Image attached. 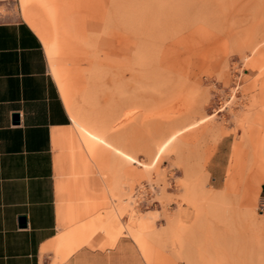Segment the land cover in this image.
<instances>
[{"label": "rangeland", "instance_id": "1", "mask_svg": "<svg viewBox=\"0 0 264 264\" xmlns=\"http://www.w3.org/2000/svg\"><path fill=\"white\" fill-rule=\"evenodd\" d=\"M26 3L47 29L49 70L76 120L107 131L139 159L108 158L125 200L121 221L97 226L122 234L91 236L88 264H264L253 153L264 136V0ZM13 6L22 16L20 0ZM203 119L156 161L172 134ZM74 150L81 169L83 149ZM70 165L69 155L60 171L57 162L58 235L74 226ZM79 175L75 225L92 214L85 204L106 206L111 193L95 173ZM49 249L50 264H68Z\"/></svg>", "mask_w": 264, "mask_h": 264}, {"label": "crops", "instance_id": "2", "mask_svg": "<svg viewBox=\"0 0 264 264\" xmlns=\"http://www.w3.org/2000/svg\"><path fill=\"white\" fill-rule=\"evenodd\" d=\"M14 1L0 0V264H50L46 257L51 246L68 264H88L94 254L84 244L91 236L100 230L115 240L122 234L97 226L98 222L121 221L116 219L115 207L121 209L125 200L115 175L110 174L108 158L117 159L119 164L132 162L114 154L76 125L74 120L78 118L61 94L57 71L54 78L49 70L47 55L51 58L52 47L45 34L47 29L32 16L26 0H20L22 16L15 12ZM34 22L42 27L48 45ZM93 127L135 156L107 131ZM76 146L83 149L81 169L76 164ZM256 147L254 162L261 177L258 196L264 209V136ZM237 151L235 147V159ZM68 155L72 179L67 188L74 226L58 235L56 170L57 162L59 171L64 168ZM235 168L236 163L230 169ZM98 171L111 180L110 202L106 206L99 202L85 204L86 213L92 214L86 222L75 225L79 216L75 206L80 192L75 188L79 174L93 172L98 177ZM102 206L104 211L100 210ZM21 216L25 218L23 223L19 221Z\"/></svg>", "mask_w": 264, "mask_h": 264}, {"label": "bare ground", "instance_id": "3", "mask_svg": "<svg viewBox=\"0 0 264 264\" xmlns=\"http://www.w3.org/2000/svg\"><path fill=\"white\" fill-rule=\"evenodd\" d=\"M205 119L203 120H198L194 123H192L191 125L184 127L182 129H180L179 131L175 132L174 134H172L160 147L159 150L157 152L156 155V161L158 160V158L161 156V154L165 151V149L170 145V143H172L174 141V139L176 137H178L180 134H182L183 132H185L186 130H189L193 127H196L197 125H199L201 122H203ZM74 122L76 123V125L79 127V129L81 131H83L84 133L88 134L89 136L93 137L95 140H97L98 142L104 144L108 149H111L115 154H118L119 156L124 157L126 160H128L129 162H138V160L131 154L127 153L126 151H124L121 147L116 146L112 141L108 140L103 134L97 132V131H91L88 128H86L80 121H77L76 119L74 120ZM98 177L99 180L103 183V185L105 186V188H107L109 190L110 185H111V180L110 178H108L107 176H105L101 171H98ZM115 207V206H114ZM116 208V207H115ZM116 212L118 213V209H115Z\"/></svg>", "mask_w": 264, "mask_h": 264}, {"label": "water", "instance_id": "4", "mask_svg": "<svg viewBox=\"0 0 264 264\" xmlns=\"http://www.w3.org/2000/svg\"><path fill=\"white\" fill-rule=\"evenodd\" d=\"M17 116H18L17 114H14V117H15V118H17ZM24 220H25L24 216H21V217L19 218V221H20L21 223H23Z\"/></svg>", "mask_w": 264, "mask_h": 264}]
</instances>
